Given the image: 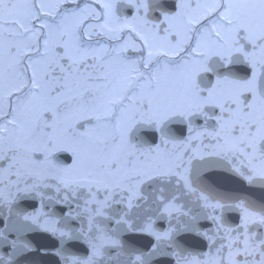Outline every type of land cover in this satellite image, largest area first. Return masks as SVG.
I'll return each instance as SVG.
<instances>
[{
    "label": "snow or ice",
    "instance_id": "snow-or-ice-1",
    "mask_svg": "<svg viewBox=\"0 0 264 264\" xmlns=\"http://www.w3.org/2000/svg\"><path fill=\"white\" fill-rule=\"evenodd\" d=\"M0 264H264V0H0Z\"/></svg>",
    "mask_w": 264,
    "mask_h": 264
},
{
    "label": "flooded vegetation",
    "instance_id": "flooded-vegetation-1",
    "mask_svg": "<svg viewBox=\"0 0 264 264\" xmlns=\"http://www.w3.org/2000/svg\"><path fill=\"white\" fill-rule=\"evenodd\" d=\"M35 239H36L37 243H40V244L47 243V241L41 237H36Z\"/></svg>",
    "mask_w": 264,
    "mask_h": 264
}]
</instances>
